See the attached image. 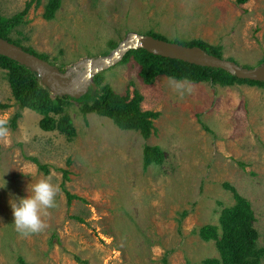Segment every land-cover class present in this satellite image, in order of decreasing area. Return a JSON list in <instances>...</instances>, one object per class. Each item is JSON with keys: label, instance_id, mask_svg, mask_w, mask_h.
Masks as SVG:
<instances>
[{"label": "rangeland", "instance_id": "374dc122", "mask_svg": "<svg viewBox=\"0 0 264 264\" xmlns=\"http://www.w3.org/2000/svg\"><path fill=\"white\" fill-rule=\"evenodd\" d=\"M49 1L34 0L9 37L61 71L111 56L131 33L219 46L223 59L244 68L264 64V0H60L48 21ZM30 2L0 0V16L11 18ZM140 73L129 59L99 75L121 96L138 92L142 111L159 113L149 139L96 113L85 116L74 101L51 117L69 116L75 136L44 131L43 116L20 109L0 68V104L9 105L0 119L11 124L21 114L8 143L0 142V187L7 182L0 188V264H205L219 252L200 229L221 233V213L236 204L227 184L251 203L264 249V87L178 81L181 98L171 78L148 85ZM146 147L160 148V165L144 167ZM48 175L60 188L58 206L44 232L21 238L9 202L27 198L28 186ZM67 192L78 197L70 205Z\"/></svg>", "mask_w": 264, "mask_h": 264}, {"label": "trees", "instance_id": "16d2710c", "mask_svg": "<svg viewBox=\"0 0 264 264\" xmlns=\"http://www.w3.org/2000/svg\"><path fill=\"white\" fill-rule=\"evenodd\" d=\"M33 1L27 3L21 13L11 18L0 16V37L23 48L28 53L49 61L46 56L23 47L19 41H14L9 37L14 29L20 27L22 19L31 9ZM36 1L40 2V0ZM248 1L237 0V3L246 4ZM60 6V0H50L45 6L44 19L48 21L53 20ZM147 35L153 36L152 33H148ZM153 37L162 39L158 36ZM179 43L188 47H200L213 56L223 58L222 47L209 46L201 41L193 42L192 44ZM112 47L114 48L115 45L112 44ZM129 59L135 60L141 66L140 76L148 85L152 84L158 77L165 76L177 81H187L192 84L209 82L221 87H232L243 84L264 87V83L241 80L220 69L200 67L180 60L155 56L143 49L128 52L122 62H128ZM0 68L7 71L12 95L20 109L33 110L43 116L40 127L44 131L59 130L68 136H75V129L69 116H64L59 121L51 117V113H61L64 105L74 101L81 104V110L85 116L96 113L99 116L107 117L121 130L139 132L144 139H149L154 132L155 127L153 121L159 117V113L142 111L140 104L143 97L138 92H135L134 97L131 98L129 93L126 96H121L115 93L109 86L101 85L100 75L95 77L98 87L96 89L90 88L88 93L81 98L74 99L69 96H64L62 98L56 97L52 99L50 90L27 67L0 55ZM6 108H9V105L0 104V109ZM20 116L21 114L17 113L15 118L11 119V124H7V126L9 128H15L17 118ZM31 159L42 170L47 169L38 159ZM162 162V151L159 147L145 148V168L152 165H160ZM225 187L233 191L236 204L221 213V233H219L218 227L212 225H207L200 229L201 238L204 241L215 240L219 252L218 259L207 260L205 264H261V260L264 257V249L258 247L259 233L253 225L255 215L251 203L239 195L234 187L228 184ZM66 195L69 205L74 199L78 198L69 192ZM76 219L82 222L81 218L76 217ZM21 262L23 261L21 260Z\"/></svg>", "mask_w": 264, "mask_h": 264}, {"label": "water", "instance_id": "95a60500", "mask_svg": "<svg viewBox=\"0 0 264 264\" xmlns=\"http://www.w3.org/2000/svg\"><path fill=\"white\" fill-rule=\"evenodd\" d=\"M143 49L163 58L180 60L200 67L220 69L241 80L264 83V64L257 68H244L236 62L213 56L200 47H188L150 35L131 33L108 57H98L78 63L70 71H61L56 65L28 53L23 48L0 37V55L34 72L41 83L60 96L79 99L90 88L96 89L93 79L123 61L128 52Z\"/></svg>", "mask_w": 264, "mask_h": 264}, {"label": "clouds", "instance_id": "9594fccd", "mask_svg": "<svg viewBox=\"0 0 264 264\" xmlns=\"http://www.w3.org/2000/svg\"><path fill=\"white\" fill-rule=\"evenodd\" d=\"M169 83L175 91L180 93L182 98L184 84L174 79H170ZM188 91L191 92L192 89L188 88ZM9 136L10 128L7 126V121L0 119V142L7 144ZM52 180V175L41 177L28 186L29 195L27 198L10 200L15 231L21 238L39 235L47 229L48 224L45 222V218L50 216L51 209L58 206L56 198L60 193L59 186L54 184ZM6 184L5 181L4 186L0 188L6 187Z\"/></svg>", "mask_w": 264, "mask_h": 264}]
</instances>
